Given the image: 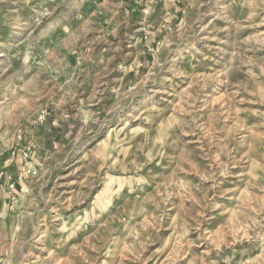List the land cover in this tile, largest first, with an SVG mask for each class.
I'll return each instance as SVG.
<instances>
[{
	"label": "rangeland",
	"instance_id": "obj_1",
	"mask_svg": "<svg viewBox=\"0 0 264 264\" xmlns=\"http://www.w3.org/2000/svg\"><path fill=\"white\" fill-rule=\"evenodd\" d=\"M0 264H264V0H0Z\"/></svg>",
	"mask_w": 264,
	"mask_h": 264
},
{
	"label": "crops",
	"instance_id": "obj_2",
	"mask_svg": "<svg viewBox=\"0 0 264 264\" xmlns=\"http://www.w3.org/2000/svg\"><path fill=\"white\" fill-rule=\"evenodd\" d=\"M0 260H2V258H0Z\"/></svg>",
	"mask_w": 264,
	"mask_h": 264
}]
</instances>
